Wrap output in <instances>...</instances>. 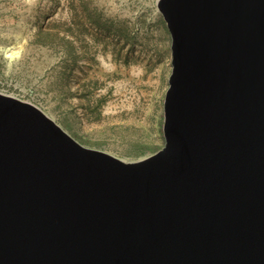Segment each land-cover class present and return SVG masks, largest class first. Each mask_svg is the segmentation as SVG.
I'll return each instance as SVG.
<instances>
[{
	"label": "water",
	"instance_id": "95a60500",
	"mask_svg": "<svg viewBox=\"0 0 264 264\" xmlns=\"http://www.w3.org/2000/svg\"><path fill=\"white\" fill-rule=\"evenodd\" d=\"M163 147L125 162L0 94V264H264V0H158Z\"/></svg>",
	"mask_w": 264,
	"mask_h": 264
},
{
	"label": "rangeland",
	"instance_id": "374dc122",
	"mask_svg": "<svg viewBox=\"0 0 264 264\" xmlns=\"http://www.w3.org/2000/svg\"><path fill=\"white\" fill-rule=\"evenodd\" d=\"M158 0H0V94L125 162L164 145L171 39Z\"/></svg>",
	"mask_w": 264,
	"mask_h": 264
}]
</instances>
